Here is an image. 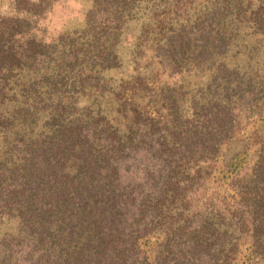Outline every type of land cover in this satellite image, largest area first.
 Returning a JSON list of instances; mask_svg holds the SVG:
<instances>
[{"label": "trees", "instance_id": "1", "mask_svg": "<svg viewBox=\"0 0 264 264\" xmlns=\"http://www.w3.org/2000/svg\"><path fill=\"white\" fill-rule=\"evenodd\" d=\"M13 1L0 264H264V0H91L51 41Z\"/></svg>", "mask_w": 264, "mask_h": 264}, {"label": "rangeland", "instance_id": "2", "mask_svg": "<svg viewBox=\"0 0 264 264\" xmlns=\"http://www.w3.org/2000/svg\"><path fill=\"white\" fill-rule=\"evenodd\" d=\"M143 1H141V4ZM13 0H0V13L9 11V5H14ZM91 0H54L50 11L42 18L38 19L39 35L45 41L58 38L63 33L81 32L85 29V17L91 8ZM126 43H132L130 37ZM123 49H122V48ZM126 68L131 65L130 51L127 45L121 46ZM194 85L202 82L204 78H188ZM19 221L16 218L4 219L0 221V239L7 233L18 232Z\"/></svg>", "mask_w": 264, "mask_h": 264}]
</instances>
